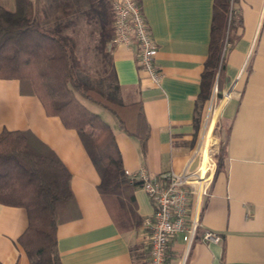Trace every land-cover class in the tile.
<instances>
[{"label":"crops","instance_id":"crops-1","mask_svg":"<svg viewBox=\"0 0 264 264\" xmlns=\"http://www.w3.org/2000/svg\"><path fill=\"white\" fill-rule=\"evenodd\" d=\"M214 4L215 0H142L157 48L160 83L140 64L135 42L114 43L111 51L118 95L130 103L123 116L133 130L142 108L149 127L146 145L121 127L114 114L111 125L124 169L135 172L143 167L150 175L194 170L204 160L210 100L230 90L217 121L221 150L220 142L209 149L217 166L201 196L197 237L191 243L183 232L172 238L169 264H264V0H236L232 5L242 23L227 42L220 88L215 86L203 100L201 81ZM90 44L93 50L95 41ZM4 128L32 129L72 174L79 216L58 225L63 264H149L148 230L121 229L114 199L100 193V174L78 131L49 115L38 96L22 94L15 78H0V131ZM133 193L139 215H151L154 203L145 189L139 184ZM27 225L24 207L0 203L1 263L31 264L18 242ZM205 229L220 233L222 241L203 240Z\"/></svg>","mask_w":264,"mask_h":264},{"label":"trees","instance_id":"trees-1","mask_svg":"<svg viewBox=\"0 0 264 264\" xmlns=\"http://www.w3.org/2000/svg\"><path fill=\"white\" fill-rule=\"evenodd\" d=\"M235 1L215 0L201 81L203 100L215 86L220 88L227 42L242 23L232 10ZM80 22L88 29L82 30ZM81 32L88 34V56L98 60L102 84L86 75L78 52ZM115 35L112 0H15L14 8L0 1V78L18 79L22 94L38 96L49 115L59 116L65 126L78 131L100 174V193L114 199L121 229L131 230L143 226L145 219L133 193L139 181L125 172L111 123L89 106L110 111L121 127L146 145L149 127L142 108L133 130L123 116L130 103L118 95L111 51ZM90 40L95 41L93 50ZM111 78L109 85L106 81ZM71 178L60 155L32 129L0 131V203L26 209L28 225L18 242L31 264H63L58 225L79 216Z\"/></svg>","mask_w":264,"mask_h":264},{"label":"built area","instance_id":"built-area-1","mask_svg":"<svg viewBox=\"0 0 264 264\" xmlns=\"http://www.w3.org/2000/svg\"><path fill=\"white\" fill-rule=\"evenodd\" d=\"M112 5L115 10L114 43L131 45L135 42L140 64L154 82L160 83L162 73L155 61L157 48L145 19L142 0H112ZM229 95L230 90L225 91L219 100L213 99L216 95L212 97L202 146L204 160L199 168L181 172L167 171L159 175H150L143 167L135 172L125 169L131 180L139 181L154 203L153 213L146 216L143 223L149 233V264H168L170 241L181 232L187 243L193 242L197 237L201 225V196L217 166L208 149L210 145L216 146L219 142L214 131L221 106ZM207 135L216 139L214 143L207 141ZM202 239L220 242L222 236L216 231L205 229Z\"/></svg>","mask_w":264,"mask_h":264},{"label":"rangeland","instance_id":"rangeland-1","mask_svg":"<svg viewBox=\"0 0 264 264\" xmlns=\"http://www.w3.org/2000/svg\"><path fill=\"white\" fill-rule=\"evenodd\" d=\"M6 6L10 7V8H14L15 7V0H1ZM83 25H86V23L84 22H80L79 23V26L82 27V30H87L88 27L87 26H83ZM79 36V55L81 56L82 60H83V63H84V66H86V75L88 77H90L93 82H97V83H101L102 84V81L100 79V75L99 73L96 71L98 65H99V62L98 60H96L95 58H93V56L89 57L88 56V42L86 41V38L88 36L87 33H84V32H81V34H78ZM107 84H111L112 83V78L111 79H108L106 81ZM105 84V83H104ZM219 100L220 99V96L218 97V95L216 94V97H214L213 99H216ZM212 100V99H211ZM210 100V104H211V101ZM89 106L95 110L96 112H99L103 115V117L108 121L110 122L112 125H115V119H114V116L113 114L108 111L107 109L103 108L102 106H99V105H96V104H89ZM218 124L217 123V126L215 127V131H214V134L216 136H220V139H219V142H220V150H221V147H222V136H221V133L218 131L219 127H218ZM214 135V136H215ZM216 139L213 138V141L212 143H214Z\"/></svg>","mask_w":264,"mask_h":264},{"label":"bare ground","instance_id":"bare-ground-1","mask_svg":"<svg viewBox=\"0 0 264 264\" xmlns=\"http://www.w3.org/2000/svg\"><path fill=\"white\" fill-rule=\"evenodd\" d=\"M206 139H207V141L208 142H211L212 143V141H213V137H211L210 135H207L206 136ZM211 147V145L209 146V148ZM209 150V149H208ZM211 150V149H210Z\"/></svg>","mask_w":264,"mask_h":264}]
</instances>
